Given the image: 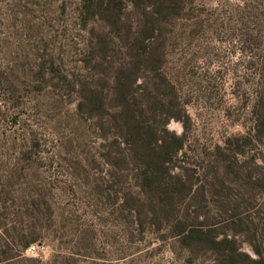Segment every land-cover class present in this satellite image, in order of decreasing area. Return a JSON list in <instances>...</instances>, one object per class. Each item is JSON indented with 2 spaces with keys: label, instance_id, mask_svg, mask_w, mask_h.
I'll list each match as a JSON object with an SVG mask.
<instances>
[{
  "label": "rangeland",
  "instance_id": "rangeland-1",
  "mask_svg": "<svg viewBox=\"0 0 264 264\" xmlns=\"http://www.w3.org/2000/svg\"><path fill=\"white\" fill-rule=\"evenodd\" d=\"M184 3L150 67L82 0H0V264L264 259V0Z\"/></svg>",
  "mask_w": 264,
  "mask_h": 264
},
{
  "label": "trees",
  "instance_id": "trees-1",
  "mask_svg": "<svg viewBox=\"0 0 264 264\" xmlns=\"http://www.w3.org/2000/svg\"><path fill=\"white\" fill-rule=\"evenodd\" d=\"M82 2L84 14L90 17L99 16L107 22L117 34L116 37L122 43L124 50L129 51L130 54L143 51L144 60L150 67L162 64L163 56L167 55L169 47V35L175 31L177 26L176 20L185 10H188L184 0H82ZM126 2L130 3L132 6L130 11L134 10L137 17H131L130 11H125ZM133 30L136 32L133 33ZM140 55L142 54H137V62L140 60ZM173 117L179 118L177 115H173ZM137 126V123L133 121L128 132L129 140L139 141ZM255 127L258 134H264V117L255 120ZM165 145L168 151L171 148L177 151L182 147L183 140L181 137L173 135L172 144L165 142ZM145 175H147L146 172L139 174L143 179V182L140 183L143 188H145V179L143 178ZM146 179L148 183H151V177ZM182 225L180 235L183 240L199 237L202 242L208 243L209 248L219 250H223L227 243L226 238L218 240L198 227H191L187 223ZM239 255L237 249L231 250L230 256L233 258ZM255 264H264V259L256 261Z\"/></svg>",
  "mask_w": 264,
  "mask_h": 264
}]
</instances>
